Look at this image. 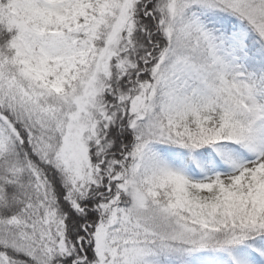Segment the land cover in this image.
<instances>
[{"label":"snow or ice","instance_id":"snow-or-ice-1","mask_svg":"<svg viewBox=\"0 0 264 264\" xmlns=\"http://www.w3.org/2000/svg\"><path fill=\"white\" fill-rule=\"evenodd\" d=\"M0 264H264V0H0Z\"/></svg>","mask_w":264,"mask_h":264}]
</instances>
